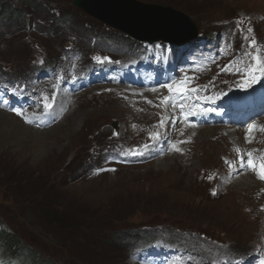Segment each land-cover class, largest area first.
<instances>
[{"label": "rangeland", "instance_id": "obj_1", "mask_svg": "<svg viewBox=\"0 0 264 264\" xmlns=\"http://www.w3.org/2000/svg\"><path fill=\"white\" fill-rule=\"evenodd\" d=\"M39 1L44 16L34 9L36 6L10 0L33 9L38 21L44 17L41 26L48 28V33L45 36L42 28L39 32L30 30L32 37L28 40L25 28L29 25L12 23L6 36L0 35V68L16 77L21 74L23 82L20 84L23 83L22 89L28 92L37 88V83L62 77L64 67L69 74L82 71L86 85L82 93L66 96L71 98V103L50 129L27 125L22 118L25 113L9 114L0 110V215L18 237L35 242L31 245L23 241L17 248L18 255L28 258L26 264H35L47 257H53L57 264H141L135 258L136 250L130 246L133 237L124 239L122 233L118 241V236L112 232L120 228L131 232L147 226L149 230L143 231L150 235L155 228H161L160 225L206 233L245 255L255 253L263 243L260 250L263 254L261 184L248 175L249 181L245 177L234 180L244 174L239 172L231 175L233 181L229 184L205 176L208 169L222 167L221 155L226 151L233 155L232 142L239 143L243 136L237 130L207 128L202 122L190 125L182 118L177 120V116L170 113L171 108L157 100L156 91H140L136 85L129 88L117 83L123 80V72L97 73V66L84 60V53L101 59L107 57L109 59L101 65L119 69L138 63L148 51L143 45L140 51H132L121 40L122 35L119 37L114 31L104 29L101 21L98 23L74 0ZM139 1L173 8L195 19L201 33L206 31L215 36L230 29L229 26L235 24L234 19L243 14L264 13V2L261 5L264 0ZM65 14L72 19L73 28L69 30L64 29ZM257 25L264 29V23ZM90 28L100 35L90 37ZM123 38L131 40L130 36ZM94 80L99 85L94 87ZM161 97L162 94L158 99ZM1 113L9 119L13 116L16 123L8 122ZM193 126V130L187 128ZM199 128L201 130L197 131ZM158 130L171 141V145L166 146L170 151L144 164V145L157 138L152 134ZM246 131L248 139L254 142L252 146L243 142L250 146L249 152L255 155L260 169L264 163V120ZM221 134L232 138L222 142ZM180 147L182 151L178 150ZM130 149L136 156V159L126 157L130 166L112 165L109 171L90 173L106 151L127 153ZM141 152L138 164L137 156ZM15 170L34 177L39 184L40 188L29 191L31 197L27 200L15 195L12 199L8 197L25 186L23 181L14 179L17 175H9V172L16 173ZM251 181L256 186L246 184ZM5 182H9L8 185ZM212 189L216 190L215 194ZM52 197L53 200L48 201ZM39 199L42 202L35 203ZM69 202L73 204L72 210H66L62 216L67 223L57 221L62 232L43 223V220L54 222L41 209L53 204L55 209L63 211ZM73 223H78L79 227L73 228ZM64 224L68 225L62 226Z\"/></svg>", "mask_w": 264, "mask_h": 264}, {"label": "bare ground", "instance_id": "obj_2", "mask_svg": "<svg viewBox=\"0 0 264 264\" xmlns=\"http://www.w3.org/2000/svg\"><path fill=\"white\" fill-rule=\"evenodd\" d=\"M5 1V0H3ZM9 1V2H8ZM5 1L10 3L11 5H16L19 3H11L10 0ZM162 7V6H161ZM163 9H167L165 7H162ZM172 12L181 14L184 16L189 23H179L175 26L169 25V23L163 24L162 28L165 30L163 32H159L156 34V36H159L161 39H158L156 41L150 42L148 40H143L145 43H147L153 52L157 55V58L149 59L147 60L146 64L141 66L140 68V75L142 78L150 81L158 82L161 86L162 90V97L159 99V101L163 104L171 108L172 114H175L178 118L184 119L187 124L190 125H197L200 121L199 118H206L208 123H203L207 128H228L229 131L232 130H238L237 127L226 124L222 125L221 118H217L216 114L218 111L214 112L212 111L213 108L220 106L227 115L234 114L232 111H236L237 113L241 114L243 118H248L249 116H246L247 114H244V111L248 110V107L244 105V92L247 91L250 85V80H247L246 86H240L238 84H233L226 92H228L224 97H219L216 99V103H209L208 100L210 98V95L212 91H216V93L222 94L224 91L219 88L220 79L227 77L228 79L233 77L232 69L233 67H219V65L223 62V59L225 58H234L236 57V53L233 54H226L223 58L216 59L213 56H215V53L221 52L222 49L225 48V45H218L216 50H213L212 46L215 44L217 40L224 37L226 35V32L219 36H215L213 33L206 34V31L201 33V28L198 24V22L195 19H191L190 16L184 15L181 12H176L173 8H171ZM26 17H31L30 19H27ZM94 19L100 21L99 19ZM2 20H5L4 23ZM15 21L22 23L24 26L29 25L27 28H25V31L28 36L31 34L30 30L37 31V27L34 25V18L31 11H25V14L23 17H19L17 19H11V18H0V35L6 36V32L9 30V26H11L12 23ZM33 21V24L31 25V22ZM235 21V19H234ZM44 23V19L41 20V24ZM234 25H230L229 28L232 29V33L235 34V36L238 35V28L236 21L234 22ZM159 24H154L151 27H155ZM19 26V25H17ZM150 27V28H151ZM193 28L194 30L190 29ZM246 30L249 28L251 29V25L249 22L245 25ZM43 34L47 33V30L43 29ZM124 33H128L123 30ZM201 33V34H200ZM163 37H166L167 39H163ZM248 39H251V36H248ZM205 47L207 50H205L204 56L207 55V60H201L200 59V53H197L198 46ZM245 53L246 57L248 56L247 50H241ZM248 60H251V57H247ZM207 68L210 75V80L208 85V82L205 80V76L203 74V69ZM15 88H18V85H15ZM160 96L161 92L160 90L157 91ZM167 98V99H166ZM264 106V105H263ZM199 108V109H197ZM214 112V113H213ZM213 113V114H210ZM2 114V113H1ZM6 118V120L10 123L15 124L16 121H13V116H10V119L6 117V115L2 114ZM239 117V116H237ZM263 116L256 117L255 120H252L251 122H247V128L249 126L252 127L257 122L263 121ZM180 122V121H177ZM172 128V127H170ZM190 130H193V127H187ZM201 128H199L197 131H200ZM196 131V130H195ZM159 133V137L154 139L156 144L158 145V149L156 152V155H163L168 153L170 150L166 149V146L171 145V141L163 136L162 130L157 131ZM156 132V133H157ZM247 132V131H246ZM244 133L246 136L245 143L247 138H250L247 133ZM198 134V133H197ZM196 134V135H197ZM260 132H257V135H259ZM222 142L226 141L225 139L232 138L227 137V134H221ZM235 137V136H234ZM161 141V143H160ZM229 141H233L230 140ZM254 141L250 139L249 145H251ZM233 151H238L241 147L245 145L244 142L233 141ZM252 146V145H251ZM250 148V147H249ZM170 149H173L171 147ZM179 151H182L183 148H179ZM251 151V149H250ZM232 158L235 157V154L233 152V155H231ZM241 157V156H240ZM242 158V157H241ZM193 159V158H192ZM245 159H241V164H243ZM232 168L235 169V172L244 173L241 176L237 177L234 180L239 181L241 178L245 177L248 181L252 177L255 180V176L253 174L252 169L244 168L241 169V166H233ZM248 175V176H246ZM251 178V179H252ZM256 181V180H255ZM257 182V181H256ZM259 183V182H258ZM250 187L256 186L253 181L246 183ZM145 229L137 230L133 229L131 231L134 235H141L142 237H146L149 235L148 232H145L143 230H149L148 227H144ZM122 238L126 239V235L122 236ZM144 239V238H143ZM134 242L130 245L131 249L134 248L136 250L135 258L137 259V247L138 243L137 237H133L132 239ZM220 241V240H219ZM128 243H131L130 240ZM144 242V240H142ZM244 252H238V258L240 259V264H260L259 262L262 261L263 256L256 257L257 252L255 253H249V255L243 254ZM138 260V259H137Z\"/></svg>", "mask_w": 264, "mask_h": 264}, {"label": "water", "instance_id": "obj_3", "mask_svg": "<svg viewBox=\"0 0 264 264\" xmlns=\"http://www.w3.org/2000/svg\"><path fill=\"white\" fill-rule=\"evenodd\" d=\"M74 3L100 21L150 42L161 39L156 34L165 31L162 28L165 23L171 26L178 22L189 23L181 14L172 12L171 8L163 9L137 0H74ZM154 24L159 25L151 27Z\"/></svg>", "mask_w": 264, "mask_h": 264}, {"label": "trees", "instance_id": "obj_4", "mask_svg": "<svg viewBox=\"0 0 264 264\" xmlns=\"http://www.w3.org/2000/svg\"><path fill=\"white\" fill-rule=\"evenodd\" d=\"M8 1V0H5ZM21 2H24L27 6H29L30 4L34 3V0H20ZM9 2V1H8ZM8 2H3V0H0V18H11V19H17L19 17H23L25 14V11H31V10H27L25 7L21 6L20 4H16V5H11ZM27 19H30L31 17H26ZM4 23L6 22L5 20H2ZM10 27V26H9ZM15 172H9V175L14 174L17 175L16 178H14L15 180L18 181H23L25 186H22L19 189L18 193H14L11 194V196L8 195V197L10 199L13 198V195H15L18 198H25L27 200L29 196V191L32 190V188H38L39 184L37 182V180L30 176V175H26L24 174H19L21 171L20 170H15ZM24 176V179L22 178ZM11 179V178H10ZM26 179V180H25ZM6 185H8L9 182H5ZM17 187V186H16ZM40 188V187H39ZM18 191V190H17ZM45 199V194L43 193V200ZM53 197L51 198V200L48 201H52ZM38 202H42L41 199L39 200H35V203L38 204ZM51 206H46L47 208H43L41 209V211L44 213V215H47L48 217H50V219H52V221L54 223H47L45 220H43V223L46 224L49 228H61V224L59 223H67L62 216L64 217L66 214V210H72V203L69 202L62 210L63 211H58L57 209H55L56 207H54L53 204H50ZM65 212V213H64ZM57 221L59 222L57 224ZM4 222L6 223V221L4 220ZM4 222L2 224H4ZM68 224H64L62 226H65ZM72 227H79L78 223H73L71 225ZM84 224L82 225V230L84 231ZM98 227V225L96 226ZM74 228V227H73ZM62 229V228H61ZM60 231V229H58ZM75 230V229H73ZM62 232V231H60ZM23 242V238L22 237H18L16 235L15 232L9 231L8 228L5 226L3 229H0V249H2V251L4 253H8L11 254L13 253V249L17 250V248H20Z\"/></svg>", "mask_w": 264, "mask_h": 264}, {"label": "snow or ice", "instance_id": "obj_5", "mask_svg": "<svg viewBox=\"0 0 264 264\" xmlns=\"http://www.w3.org/2000/svg\"><path fill=\"white\" fill-rule=\"evenodd\" d=\"M248 31L251 32V29L249 28ZM252 43H255V41H252ZM96 59H97L99 62L103 63V62L107 61L109 58L104 57V58H102V59H101V58H96ZM260 70H261V71H264V67H262ZM13 91L15 92V89H13ZM166 99H167V98H166ZM8 103H9L8 100H4V101H3V104L0 105V106L8 105ZM44 106H45V108H50V107H51V106L48 105V104H45ZM11 110H12L13 112H16L18 115H22V114H23L22 111H21V109H18V108L13 107V108H11ZM26 122L31 123V120H29V119L26 118ZM161 123H162V122H161ZM152 135H153L154 137H157V138L159 137V133H158V132H157V133H153ZM144 147L147 148V145H144ZM242 159H243V158H242ZM247 164H248L250 167H252L253 169L256 168V165H255L250 159L247 161ZM260 173H261L260 178H261V179H264V163H262V164L260 165ZM261 264H264V260L261 261Z\"/></svg>", "mask_w": 264, "mask_h": 264}, {"label": "clouds", "instance_id": "obj_6", "mask_svg": "<svg viewBox=\"0 0 264 264\" xmlns=\"http://www.w3.org/2000/svg\"><path fill=\"white\" fill-rule=\"evenodd\" d=\"M15 251H16V250H14V249H13V251H12V252L14 253Z\"/></svg>", "mask_w": 264, "mask_h": 264}]
</instances>
